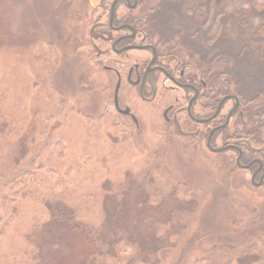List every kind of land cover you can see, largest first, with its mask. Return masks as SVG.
Listing matches in <instances>:
<instances>
[{
  "label": "rangeland",
  "instance_id": "1",
  "mask_svg": "<svg viewBox=\"0 0 264 264\" xmlns=\"http://www.w3.org/2000/svg\"><path fill=\"white\" fill-rule=\"evenodd\" d=\"M85 11L0 0V264H264V187L235 151L178 134L129 86L138 124L118 113L116 76L86 60ZM177 46L220 91L219 70ZM244 119L215 146L249 130Z\"/></svg>",
  "mask_w": 264,
  "mask_h": 264
},
{
  "label": "flooded vegetation",
  "instance_id": "2",
  "mask_svg": "<svg viewBox=\"0 0 264 264\" xmlns=\"http://www.w3.org/2000/svg\"><path fill=\"white\" fill-rule=\"evenodd\" d=\"M146 1L86 0L85 17H89L85 35L89 48L86 60L97 62L96 66H102L116 76V111L138 124L132 114L130 100H124V88L129 86L135 93L134 100L161 104L167 124L184 137H197L200 141L206 139L207 147L210 141L213 148H221L214 144L218 135L240 116H244L247 127L252 129L250 111L247 106H241L240 100L229 122L228 116L236 105L233 99L226 100L217 112L225 97L236 95L208 93L210 87L207 81L200 74L190 73L189 65L182 61L179 47L163 44L151 29H147V24L141 20L142 3ZM142 53L145 55L142 56ZM228 102L231 103L229 108ZM128 110L129 113L125 114ZM183 121L186 127L193 124L192 130L184 128ZM237 134L231 132L223 146H233L227 151L238 154L236 165L251 173L254 186L264 187V147L255 139L254 142L250 134ZM239 157L241 167L238 164Z\"/></svg>",
  "mask_w": 264,
  "mask_h": 264
},
{
  "label": "trees",
  "instance_id": "3",
  "mask_svg": "<svg viewBox=\"0 0 264 264\" xmlns=\"http://www.w3.org/2000/svg\"><path fill=\"white\" fill-rule=\"evenodd\" d=\"M141 20L163 44L183 42L211 71L219 70L214 85L220 91L212 93L236 95L248 107L254 126L242 135L264 147V0H162ZM55 213L62 216L58 208Z\"/></svg>",
  "mask_w": 264,
  "mask_h": 264
},
{
  "label": "water",
  "instance_id": "4",
  "mask_svg": "<svg viewBox=\"0 0 264 264\" xmlns=\"http://www.w3.org/2000/svg\"><path fill=\"white\" fill-rule=\"evenodd\" d=\"M228 99H233V100L235 101V103H236L234 109L231 111V113H230L229 116H228V122H229L230 117L232 116V114H233V113L236 111V109L238 108L239 99H238L236 96H227V97H225V98L221 101V104L219 105L217 112L220 111L221 106H222L223 103H224L226 100H228ZM116 106L118 107V103H117V101H116ZM217 112H216V113H217ZM128 113H129V110L125 112V114H128ZM208 147H209V149H210L211 151L216 152V153L224 152V151H227L228 149L234 148L233 146H229V145H225V146H223V147H221V148H213L212 145H211V143H210V141L208 142ZM238 164L240 165V167L242 166L241 163H240V157L238 158Z\"/></svg>",
  "mask_w": 264,
  "mask_h": 264
}]
</instances>
